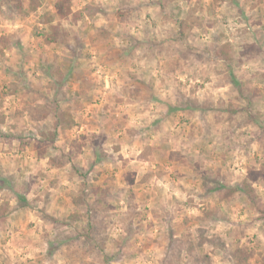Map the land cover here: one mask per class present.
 I'll return each mask as SVG.
<instances>
[{"label": "rangeland", "instance_id": "1", "mask_svg": "<svg viewBox=\"0 0 264 264\" xmlns=\"http://www.w3.org/2000/svg\"><path fill=\"white\" fill-rule=\"evenodd\" d=\"M39 1L0 0V264H259L264 0Z\"/></svg>", "mask_w": 264, "mask_h": 264}, {"label": "trees", "instance_id": "2", "mask_svg": "<svg viewBox=\"0 0 264 264\" xmlns=\"http://www.w3.org/2000/svg\"><path fill=\"white\" fill-rule=\"evenodd\" d=\"M3 3H6V4H11V6L13 7V9L15 11H17L18 13H27L29 11H34L36 10V8L39 6L40 4V1L39 0H28V3H27V6L25 7V3H24V0H2ZM70 0H59L55 3V13L59 16V17H62V16H66L70 13ZM121 12V11H119ZM48 40L49 41H53L55 40V36L52 35L50 37H48ZM3 44H8V42H4ZM229 48L227 47H219L218 49H216L215 51V56L223 61H228V53H229ZM233 84H236V81L233 79ZM39 107V109L42 107L43 108H47V106L45 105H37V106H30V107H27V111L29 113V118L32 122L34 123H40L41 121H43L44 119L48 118L49 117V112L48 111H39L37 110V108ZM44 110V109H42ZM57 123H55L54 126H56ZM69 162V157H67L66 155H62V154H59V155H53V156H50L48 157L47 159V165L49 166V168H56V169H61L63 167L66 166V164ZM259 172H253V173H248V177L249 179L251 180H256L258 177H259ZM220 178V173L218 171L214 172L212 174V171L211 170H206L203 172V179H202V186L206 189L205 191H212V190H221L222 188H218L217 186L215 188L213 187H210V184L211 182H218ZM243 192L245 194L246 197H248L249 201L251 204H255V191L254 189L252 188V185L251 183H248L247 180H245L244 184H243ZM226 185L223 186V188H225ZM229 190L227 192L231 193V192H234L237 190L236 187H228ZM91 191L93 193H96L98 190L96 188H92ZM18 198V201H21L22 198L20 196H17ZM18 207V205H9L7 204V206L3 207L2 209V213H0V218H2L4 216V214L8 211H13L15 210L16 208ZM5 208V209H4ZM6 212H5V211ZM257 210L262 214L264 213V209L260 206L257 205ZM264 216V215H263ZM91 216L89 217V219L91 220ZM45 220L46 221H54L55 219H53V216L51 215H47L45 217ZM93 222V221H92ZM98 230H96L94 228V225L93 223L91 224V221L89 222L88 224V232L87 234L83 233L85 236H88V238L90 240H93L95 235L94 234H97ZM180 242L177 241V243ZM172 243L171 241L169 242V244ZM97 244V243H96ZM221 246L224 247V244L221 243ZM94 249L97 250V253L100 254V258L99 260H94V261H91L90 263H84L82 262L81 264H108L109 261H111L114 257L111 253H107V252H104L103 250V243H99L95 246H93ZM251 253V252H250ZM252 254V253H251ZM250 255L247 253V250L244 249L243 247L240 248V247H236L234 253H233V258L235 259L234 262L235 264H244L247 262V260L249 259ZM259 264H264V256L260 259V262Z\"/></svg>", "mask_w": 264, "mask_h": 264}, {"label": "crops", "instance_id": "3", "mask_svg": "<svg viewBox=\"0 0 264 264\" xmlns=\"http://www.w3.org/2000/svg\"><path fill=\"white\" fill-rule=\"evenodd\" d=\"M23 154H20V156H22ZM48 159V158H47ZM3 164H6L8 166L7 163L3 162L2 164H0V167H2V169H4L5 166H3ZM51 169H56V168H51Z\"/></svg>", "mask_w": 264, "mask_h": 264}]
</instances>
